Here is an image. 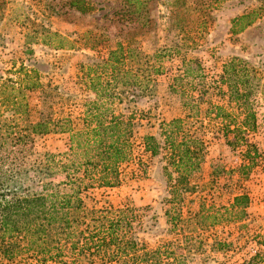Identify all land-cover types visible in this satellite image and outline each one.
<instances>
[{"label":"rangeland","instance_id":"374dc122","mask_svg":"<svg viewBox=\"0 0 264 264\" xmlns=\"http://www.w3.org/2000/svg\"><path fill=\"white\" fill-rule=\"evenodd\" d=\"M75 2L87 12L77 11L72 0H0V195L9 200L40 192V174L32 166L44 154L66 152L67 135L17 141V130L46 115L52 122L69 117L77 124L83 104L92 98L79 79L82 66L100 63L115 42L134 34L139 52L161 71L146 83L122 89L127 97L115 111L132 116V158L120 166L118 186L94 187L81 194L85 207L114 211L127 205L135 215L131 238L147 249L166 247L182 264H246L255 254L264 264L261 91L254 89L250 97L257 126L245 134L246 145H230L232 134L223 138L220 119L212 116L213 107L221 104L215 86L227 60L237 58L255 68L258 87L264 89V0ZM251 13L253 22L231 34L230 21ZM54 33L71 49L54 50ZM19 67L35 71L40 84L22 91L26 114L15 113L7 99L6 81L17 87ZM132 73L139 80L143 77ZM226 111L236 116L233 103ZM173 118L182 119L187 137L203 145L199 169L178 187L172 185L173 173L169 180L163 175L162 155L151 157L141 146L142 136L158 138L159 123ZM245 146L251 147L248 157ZM59 178L46 181L57 183ZM240 195L247 198L245 208H232L233 198ZM0 264L35 262L23 253L10 260L0 255Z\"/></svg>","mask_w":264,"mask_h":264},{"label":"trees","instance_id":"16d2710c","mask_svg":"<svg viewBox=\"0 0 264 264\" xmlns=\"http://www.w3.org/2000/svg\"><path fill=\"white\" fill-rule=\"evenodd\" d=\"M72 1L71 6L77 11L87 12ZM133 1L139 4L138 0ZM253 18L251 13L232 19L230 33L238 34ZM50 36L57 41L54 50L71 49L65 38L55 33ZM133 38L134 34L115 42L100 63L82 66L79 79L92 98L83 104L77 124L69 117L52 122L46 115L17 130V141L30 136L65 134L67 151L59 156L44 154L41 162L34 163L32 167L41 179L39 193L9 200L0 195V255L3 258L10 260L24 253L35 264H182L172 258L166 247L147 249L131 238L135 215L127 205L114 211L87 209L81 198L88 189L119 185V168L132 158L133 119L131 114L116 112L115 105L127 97L122 89L133 83H146L149 76L161 71L159 65L139 52ZM154 57L157 56L154 54ZM186 71L183 68V76ZM132 72L143 77L139 80V75L135 77ZM15 74L17 87L12 81H6L10 83L7 99L15 113L26 114V105L20 103L24 98L22 91L38 89L40 84L33 70L19 67ZM257 79V70L237 58L223 63L217 76L219 86L215 88L225 106L213 107L212 116L220 119L223 138L232 134L229 142L232 146L238 142L245 144V134L256 129V113L250 102L254 89L259 88L264 101V89L258 87ZM231 103L237 109L236 116L226 111ZM182 124L180 118L160 122L158 138L141 137L142 152L151 157L162 155L163 175L169 180L173 173L175 187L186 184L188 177L199 169L203 155L202 141L187 137ZM248 147L251 148L245 146L244 151L247 157ZM136 161L139 168L140 160ZM54 176H60L57 183L46 181ZM246 203V196H236L231 207L243 209ZM257 263H261L260 257L255 254L246 264Z\"/></svg>","mask_w":264,"mask_h":264},{"label":"crops","instance_id":"0c3cea01","mask_svg":"<svg viewBox=\"0 0 264 264\" xmlns=\"http://www.w3.org/2000/svg\"><path fill=\"white\" fill-rule=\"evenodd\" d=\"M222 106H225V103L224 102H221Z\"/></svg>","mask_w":264,"mask_h":264}]
</instances>
